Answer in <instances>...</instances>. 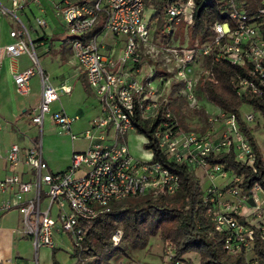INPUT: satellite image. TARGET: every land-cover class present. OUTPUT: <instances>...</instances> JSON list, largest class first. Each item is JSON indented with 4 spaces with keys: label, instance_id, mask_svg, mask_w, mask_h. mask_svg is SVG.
<instances>
[{
    "label": "built area",
    "instance_id": "built-area-1",
    "mask_svg": "<svg viewBox=\"0 0 264 264\" xmlns=\"http://www.w3.org/2000/svg\"><path fill=\"white\" fill-rule=\"evenodd\" d=\"M145 1L60 0L55 4L73 37L72 54L85 75L87 86L97 98L99 113L83 134L92 142L85 150L72 152L70 164L64 171L49 170L42 156L40 137L24 149L13 143L6 152L10 173L0 180V194L7 196L1 201L0 209L18 211L19 232L30 240L34 252L41 246L54 247V230L66 233L72 244L79 246L83 231L79 221L108 211L113 201L176 192L177 175L152 160L151 152L147 158H135L126 140L128 132L136 130L131 121L136 108L143 120L155 119L161 103L168 101L167 93L163 95L168 92L171 81L181 83L179 94L191 110H202L205 123L202 130L183 129L168 106L160 113V120L152 132L160 151L168 161L186 165L194 171L200 169L208 177L210 184L203 190L206 215L214 229L223 233L228 253L248 248L254 239L252 225L264 238V191L261 186L254 182L244 190L240 175L207 160V157L233 151L237 162L255 172V153L241 122L248 126L256 116L252 113L242 116L240 110L239 115L226 112L211 102L201 108L195 92L199 79L211 78V68L206 63L208 58L210 64L223 62L246 68L247 76L232 80L238 95L244 91L264 95V0H255L253 5L247 0H218L217 7L223 19L207 23L201 39L199 34L191 37L188 33V27L194 24L196 0H176L169 4L159 33L144 18ZM12 5V8L1 5L0 14H13L21 7L18 0H12ZM35 21L39 27L45 26L43 19ZM179 21L184 23L182 41L189 37L186 45L174 43L180 40L179 36L174 38ZM100 22L101 29L83 39ZM9 35L14 40L3 48L6 55L15 60L26 53L30 60L28 67L12 72L16 91L27 94L29 79L33 75L39 77L40 98L31 110V121L39 126L41 133L44 116L49 113L52 123L70 132V124L77 116L67 115L62 109L50 113L51 104L59 99V90L68 92L70 87L52 84L39 64L28 28L23 23H18ZM107 35L123 39L115 56L105 48L103 38ZM158 70L165 73L158 75ZM155 79L159 81L157 85ZM257 114L264 122L261 113L257 111ZM95 131L99 132L98 136H94ZM75 137L71 134V138ZM22 166L24 172L20 171ZM215 178L222 184H215ZM260 192H263L262 198ZM53 207L56 208L54 219ZM120 237L121 230H116L111 235L113 244H117ZM164 245L167 264H185L175 259L170 243ZM33 259L31 264H38L35 255ZM11 264L24 263L14 261Z\"/></svg>",
    "mask_w": 264,
    "mask_h": 264
},
{
    "label": "trees",
    "instance_id": "trees-1",
    "mask_svg": "<svg viewBox=\"0 0 264 264\" xmlns=\"http://www.w3.org/2000/svg\"><path fill=\"white\" fill-rule=\"evenodd\" d=\"M174 1L176 0L145 1V7L150 5L154 10L149 22L151 26L157 24V28L155 27L157 33L164 26L165 8ZM218 3V0L204 3L196 0L193 15L194 24L188 27L191 37L199 34L201 39L206 33L207 23L223 19L217 7ZM100 29L101 22L84 35L83 39L96 34ZM68 38L73 39L72 36ZM164 38L168 40L167 36ZM206 61L211 68V78H201L197 81L196 95L198 92L199 97L226 112H234L236 115H239L243 104L249 105L253 110L259 111L264 119V95L257 96L248 91L238 95L236 87L232 83L234 78L247 76L246 68L223 62L210 64L208 58ZM163 73L165 72L157 71L158 75ZM180 87V82H170L166 94L168 101L161 103L159 113L151 122L143 120L139 116L137 108L131 120L136 132L147 139V142L143 143V148L152 153V160L160 162L177 175L178 189L171 195L131 196L113 201L109 204L108 211L100 212L90 220H80L79 225L83 227L82 239L79 246L72 244L70 254L71 257L76 258V264H109V259L116 253L129 257V248H143L146 246L148 238L157 234L164 242L172 245L175 259H180L185 264H193L191 258H184V254L187 252L197 254L198 264H252L254 262L264 264V238L260 237L259 231L254 225H252L254 239L250 244V249L255 258L246 259L244 257L245 249L234 254L228 253L224 248L223 233L214 229L211 219L206 215L207 203L204 201V192L194 169L168 161L152 135L154 127L160 120V113L168 106L172 109L169 103L181 98L178 92ZM176 112L173 111L179 123L182 121L180 120L182 119L181 114L177 110ZM202 116L204 119L205 114L203 113ZM241 128L255 153V172L248 166L237 162L233 151L207 157V160L221 164L224 168L240 175L242 177L240 185L244 190H248L254 182H257L264 191V156L256 144L252 130L243 122H241ZM237 218L241 220L238 215ZM116 230H121V244H118L120 241L113 244L111 240V235ZM123 242L125 244H122Z\"/></svg>",
    "mask_w": 264,
    "mask_h": 264
},
{
    "label": "rangeland",
    "instance_id": "rangeland-1",
    "mask_svg": "<svg viewBox=\"0 0 264 264\" xmlns=\"http://www.w3.org/2000/svg\"><path fill=\"white\" fill-rule=\"evenodd\" d=\"M60 0H39L38 2L34 0H27L26 2H20L21 8H17V10L14 11L13 14H0V44L5 43L8 41V32L9 30L16 29L18 26V23H23L29 31L30 39L34 37V34L32 33L31 26H37L36 19L41 18L45 21L47 26L46 29L50 25V27H54L55 33H57L56 37L57 39H54L50 41L49 44L46 43V46H50L51 49L47 50L45 53H40V50L34 46V50L37 54V58L39 60V63L41 67H44L45 64H47V67L49 68V71L47 70L50 80L52 84H57L61 80V76H66V81L68 82V86H85L82 77H79L75 74V62L71 48H70V39L68 37H71L69 30L67 29V25L65 20L63 19L62 15L58 13L59 15H56L57 9L55 8V4L59 2ZM73 1V0H72ZM92 1V0H87ZM250 5H253L255 3V0H247ZM28 2V7L26 8L25 15L28 16L30 22L27 20L26 16L20 12L19 10L24 7ZM3 5L6 8H8L7 4L5 3V0H0V6ZM43 8V12L39 11V9ZM154 13L153 8L150 5H147L144 10V18L145 20H149L151 15ZM31 26H30V24ZM154 27L157 28V24H153ZM183 25L184 23L182 21H179L176 25V31L175 36H179L180 40H174V43L176 45L184 44L189 42V37L185 38L184 41H182L184 33H183ZM38 26L36 27V29ZM104 39L108 41V39L122 42L123 39L121 36L112 37V35L104 36ZM117 39V40H116ZM13 42V41H12ZM182 42V43H181ZM111 44V43H110ZM27 45L30 48V44L27 41ZM120 45V44H119ZM66 50V51H65ZM69 50V51H68ZM65 51V52H64ZM69 54L67 57L69 62H63L64 55L66 53ZM72 56V57H70ZM28 56L26 53H22L19 56L15 58V63L17 64L18 61L27 63ZM3 61V67L7 66L8 62H13L9 57L8 59H1ZM73 64V65H72ZM154 65L157 67V64L154 63ZM11 73L15 71V67H12ZM4 74V72H3ZM7 75V74H6ZM8 76V75H7ZM158 80L155 79V84H158ZM0 86H3L6 93L10 96V100L15 103L21 102L23 106L20 108V113L22 114L21 121L19 122V127H21L20 130H17V133H13V139L8 141H5L6 143L10 142H16L20 146H27L31 144L36 138H39V126L36 125L31 121V110L36 107L37 105V86H39L37 76H33L29 81L30 86V92L27 94H20L15 90V86L13 85V82H11L10 77L5 76V78L1 77ZM163 86V83L160 85ZM161 89V88H160ZM168 90V89H167ZM167 93V91L164 92V95ZM69 96V95H66ZM199 93L197 92V100L199 104L202 106L211 105L210 102L205 100L202 97H199ZM62 98V97H61ZM88 111L82 112L79 114V118L72 123V129L71 133L74 134L76 137L71 142L69 135H55L56 133V126L52 124L48 119V114L45 115L43 126H42V133H41V143H42V153L44 155L51 156L52 159H57L60 161V166H65L62 168V171L66 170V164L67 167L70 164V157L72 154V146L75 150L82 151L87 148V143L89 140L83 136L86 129L90 128L89 123L88 126L85 128H82V120L84 119V116L86 115H93L95 113H99V107H96L97 100L93 95H90L88 97ZM167 100V99H166ZM56 103H53L50 107L51 112H54L56 109ZM172 107V110L176 112V110L181 114V118L179 121L180 126L183 129H199L202 130L203 125L205 123V120L202 116V110H191L189 105L185 102V100L181 97L178 100H173L171 103H169ZM93 106H95L93 108ZM24 108H27L24 112L22 110ZM59 110V109H58ZM97 113V114H98ZM177 113V112H176ZM246 113H252L256 116V120L251 122L250 125L247 127L252 130V134L255 138L256 144L260 148V151L262 153V156H264V126H263V120L259 118L257 111L253 110L249 105L243 104L240 108V114L243 116ZM20 114V115H21ZM96 114V115H97ZM95 115V116H96ZM94 116V117H95ZM4 122V120H2ZM21 123V124H20ZM15 134V135H14ZM17 134V136H16ZM96 135V134H95ZM128 141V147L130 153L137 159L139 158V154L142 153L143 145L140 141V138L138 137V133L136 130H130L128 132L127 136ZM87 145V146H86ZM131 148V149H130ZM137 150L138 153L134 154V150ZM133 151V152H132ZM44 158V156H43ZM44 160H46L44 158ZM50 168V167H49ZM61 168H50L49 170L51 172H60L57 171ZM195 175L199 178V181L201 183L202 189H206L207 186L210 184V180L206 175L203 174V172L200 169H196L194 171ZM227 178H230V175L228 174ZM214 183L217 185H221L220 179L215 178ZM225 181H223V184ZM261 195V198L263 196V192L259 193ZM67 209V207H66ZM11 216L13 217L15 221V225L17 224L18 229H20L21 226V218H18L17 216V210L12 209L10 210ZM56 216V208H52V218L54 219ZM58 226L59 224L56 223ZM28 239V238H27ZM53 241H54V247H38L36 251H33V248L27 243L25 246L27 248L24 249V254H22V260L21 261H27L31 262L34 259V255L36 259L38 260V264H76V258L71 257L70 254L72 252V242L69 239L68 235L64 232L55 231L53 233ZM121 244V241L118 243ZM122 244H125L124 242ZM165 242L161 239V237L157 234L155 236H151L148 238L147 244L145 247L137 249V248H129L130 256H122L120 253H116L114 256H112L109 259V264H167L168 256L164 254L165 251ZM29 245V246H27ZM126 246V245H125ZM250 246L245 250L244 257L248 260H251L255 258L254 253L250 249ZM54 249V250H53ZM54 251V253H53ZM184 258H191V261L193 264H198V257L195 252H187L184 254ZM252 264H256L255 262Z\"/></svg>",
    "mask_w": 264,
    "mask_h": 264
},
{
    "label": "crops",
    "instance_id": "crops-1",
    "mask_svg": "<svg viewBox=\"0 0 264 264\" xmlns=\"http://www.w3.org/2000/svg\"><path fill=\"white\" fill-rule=\"evenodd\" d=\"M18 1L22 2V4H23V2H26L27 0H18ZM73 1H82V0H73ZM5 3L7 4L8 8L13 7L12 0H5ZM27 7H28V2L19 11L20 12L22 11V13L25 15V11H26ZM39 11L43 12L44 10H43V8L40 7ZM55 14L59 15L57 11ZM25 16H26L27 20L30 22L28 16L27 15H25ZM35 25H37V24H35ZM30 26H31V24H30ZM37 26H31V28H30V29H32V33L34 34V37L31 39V41L34 44V46L40 50V53H45L47 50L51 49V47L49 45L46 46V43L49 44L50 41L58 38V37H56L57 33H55L56 29L54 27H50V25L46 29L45 28L47 26L46 23H45V26H43V27L38 26V28L36 29ZM9 32H10V30H9ZM9 32H8V38H7L9 40L6 41L5 43L0 44V49H2V52L0 54V82H1V77L5 78V76H6V78L10 77L11 82H13L12 73H11L12 67H15L16 70H21V69H24L30 65V60L28 58L27 63L18 61L16 64L15 60H12L13 62H11V63L8 62L7 66L3 67V61H1V59H6V58L8 59V56L3 51V48L7 44L11 43L14 40L9 35ZM103 42H104L105 48L110 49V51L112 52V54L114 56L117 55L118 52L120 51L122 42H117V41L113 42V40H110V39H108V41H106L104 38H103ZM69 54H70V52L68 54L66 53V55L63 56L64 60H66L63 62H69L70 61L67 58L69 56ZM70 57H72V56H70ZM74 60H75V58H74ZM73 64H75V68H77V70L75 69V71H76L75 74L78 75L79 77H82L85 86H69L70 89L68 92H61L59 90V99L57 100L58 103H56L55 109L56 110L62 109L67 115H70V116L75 115V116H77V119H78L79 114L84 112V109H85V112L88 111V108H87V105L89 102L88 97L90 95H93V92L87 86L85 75L80 70V68L77 66L76 60H75V62H73ZM41 68L46 72V74H48L47 70L49 71V68L47 67V64H45V66L41 67ZM3 72H4V74H3ZM33 76H37V75H33ZM48 76H49V74H48ZM61 77L62 78L59 81V83H57L55 85L56 86H59L61 84L69 85L68 82L66 81L67 77L64 75H62ZM30 79H29V81H30ZM37 80L39 83V77L38 76H37ZM13 85H14V82H13ZM30 90L31 89L29 86L28 93L30 92ZM66 95H69V96H66ZM94 97H95V95H94ZM39 98H40V85L37 86V103L39 102ZM96 100H97V98H96ZM57 101H55V102H57ZM95 105H97L96 107H99L98 101H97V104H95ZM21 106H23L21 104V102L13 104V102L10 100V96L6 93L3 86H0V180H2L5 176H7L10 173V169L8 167L5 155H6V152H7L8 148L11 144H13V143L18 144V143H16V142L6 143L5 141L9 142L10 140H12L13 139V133H15V131L17 133V130L21 129V127L18 126L19 122L21 121V117H22V114L20 113ZM94 107L95 106H93V108ZM26 109L27 108H24L22 110V112H24ZM50 111H51V109H50ZM97 113L93 114L92 116L89 114L84 116V119L82 120V128H85L86 126H88V123L94 118V116ZM47 114L49 116V113H47ZM44 118H45V116H44ZM48 119H49V117H48ZM2 120H4V122ZM49 121H50V119H49ZM72 123L70 124V132H65V131L61 130L59 128V126L52 123L57 127L55 135H61V136L69 135L71 142H73V140L75 138H71ZM41 133H42V130H41ZM41 133L39 135L40 143H41ZM98 134H99V132L95 131L94 136H98ZM16 136H17V134H16ZM138 137L140 138V141L143 145V143L145 142V137L141 134H138ZM88 140H89V142L87 143V145H89L92 142V140H90V139H88ZM126 140H127V137H126ZM127 144H128V141H127ZM29 145H27V146H29ZM18 146L21 149H24L25 147H27V146H23V145L20 146L19 144H18ZM41 151H42V143H41ZM74 151H79V150H75L72 146V152H74ZM133 153L136 154L138 152L135 149ZM149 155H150V151L144 149L142 151V153L139 154V156H140L139 158L144 159V158H147ZM42 156H44V158L46 159L45 161L47 163L48 168L49 167L50 168L51 167L52 168H61L57 171H62V168L65 166V164L63 166H60V161L57 159H52L51 156H49V155L47 156V155H44L42 153ZM66 168H67V164H66ZM20 171L24 172L25 167L22 166ZM6 197H7L6 195L0 194V203ZM10 210H12V209H10ZM10 210L2 211L0 209V264H11L14 261L21 262L24 264H31L32 261L31 262L21 261L22 260V254H24V249L27 248L25 245L27 243H29V245L31 247H32V245H31L30 240L21 236L19 229L17 227V224L15 225V221H14L13 217L11 216ZM17 216H18V218H20L18 211H17ZM29 245H27V246H29ZM43 247H45V246H43Z\"/></svg>",
    "mask_w": 264,
    "mask_h": 264
}]
</instances>
